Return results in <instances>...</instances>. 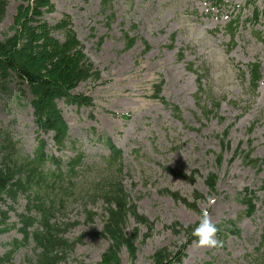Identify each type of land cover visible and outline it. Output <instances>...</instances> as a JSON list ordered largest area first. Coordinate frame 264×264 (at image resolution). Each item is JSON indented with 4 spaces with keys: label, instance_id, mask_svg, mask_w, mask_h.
<instances>
[{
    "label": "rangeland",
    "instance_id": "1",
    "mask_svg": "<svg viewBox=\"0 0 264 264\" xmlns=\"http://www.w3.org/2000/svg\"><path fill=\"white\" fill-rule=\"evenodd\" d=\"M5 1L9 5L0 23V39L21 5L39 8L46 0L33 4L31 0ZM103 1L50 0L53 12L35 16L50 26L70 20L85 53L101 71L100 81L84 83L76 92L93 98V109L78 110L63 103L60 108L70 134L89 156V164L106 152L98 138H110L123 150L126 189L140 214L155 225L147 241L143 243L141 238L133 248L121 251V264H150L154 253L166 247L181 251L187 238L174 232V224L193 226L204 210L216 225L235 222L239 234L225 233L223 240L217 237L222 244L216 247L192 243L176 264H251L260 256L259 262L264 263V165L259 170L247 166L242 155L233 157L239 146L245 151L251 146L253 157L264 162V0H224L220 5L212 0H107L106 13ZM253 3L262 13L259 23L252 20ZM110 14L114 19L109 23ZM233 19H239V27L231 40L226 29ZM123 32L137 39L129 50H125ZM54 37L63 40L59 33ZM100 38H104L101 46ZM145 42L151 47L147 53ZM181 50H185L184 60L178 55ZM253 63L260 64L262 75L255 97L249 90L247 68ZM191 64L199 74L207 72L203 101L197 97V74L190 71ZM160 80L165 81L163 96L171 107L151 97L152 84ZM20 88L25 90L12 82L7 92L0 90V125L9 128L25 152L31 153L37 146L31 97L21 95ZM211 100L219 102L220 109L206 115L203 108H210ZM173 106L179 108V114L173 112ZM228 130L231 151L225 153L219 166V138ZM46 140L50 148L51 141ZM164 167L187 175L197 172V176L194 182L186 181L164 172ZM211 173L219 177L213 194L205 185ZM164 189L179 193L190 203L194 194H200L199 212L160 194ZM246 189L257 193V210L252 217L246 216L240 199ZM79 209L68 213L71 222H83ZM95 212L99 216L92 224L81 223L67 233L70 241L84 237L66 264L101 262L109 241L97 236L104 223L101 204ZM17 221L12 215V223ZM134 228L131 220L128 229ZM141 232L146 234L145 229ZM15 238H20L16 231L0 237V257L5 253L3 244ZM30 256L33 252L23 248L15 255L14 264H27Z\"/></svg>",
    "mask_w": 264,
    "mask_h": 264
},
{
    "label": "trees",
    "instance_id": "2",
    "mask_svg": "<svg viewBox=\"0 0 264 264\" xmlns=\"http://www.w3.org/2000/svg\"><path fill=\"white\" fill-rule=\"evenodd\" d=\"M48 3L46 0L41 5L47 9ZM6 7L7 3L1 1L0 22L5 17ZM33 10L30 6L21 8L10 31L0 40V80L16 79L27 84L39 129L44 133L52 132L55 144L63 147L67 138L66 124L57 102H80L83 99L80 103L90 106V100L76 99L72 92L83 82L99 79L100 74L86 59L81 44L66 24L51 27L42 21L38 23L35 15L41 16L43 12ZM55 31L63 34V42L53 36ZM127 41L128 47H131L133 40ZM120 157L117 151L114 161L106 166V175L96 177L93 181L94 188L83 194L75 192V188L82 181L79 178L80 171L76 170L81 166L80 157L63 165L61 160L49 158L43 153H36L33 157L23 156L9 133L0 129V234L16 227L9 224V211L13 207L5 210L7 202L16 204L21 198L27 200L25 213L19 215L21 227L18 231L23 239L13 240L5 245L10 250L4 257H0V264H13L15 254L30 242L34 243L37 255L28 264H62L77 245V242L64 238L69 228L76 224L59 225L56 222L57 214L65 213L71 202L81 201L87 222H92L95 214L88 207L95 206L100 200L106 204L107 214L101 235L110 241V247L100 264H120L119 251L133 245L138 237L137 234L133 238L126 234L129 217H133L137 224L152 230L149 221L138 215L136 207L130 203L120 179V168L117 167ZM246 160L255 162L250 160V156ZM49 163L55 166L50 168ZM113 165L118 168L117 172ZM171 173L193 181V177L174 171ZM216 183L217 177L211 175L208 179L211 191L216 190ZM165 193L175 200L180 199L178 194ZM244 203L248 206V215H252L254 206L248 192L244 196ZM187 206L194 208V205ZM195 227L182 228L181 231L195 240L196 237L192 235ZM218 229L221 237L222 226H218ZM173 253L168 249L160 250L153 257L152 264H174L180 261Z\"/></svg>",
    "mask_w": 264,
    "mask_h": 264
},
{
    "label": "clouds",
    "instance_id": "3",
    "mask_svg": "<svg viewBox=\"0 0 264 264\" xmlns=\"http://www.w3.org/2000/svg\"><path fill=\"white\" fill-rule=\"evenodd\" d=\"M210 203H214L213 198H209ZM219 229L212 222L210 214L204 210L198 225L192 230V235L197 239L193 241L197 246L216 247L222 244V241L217 239Z\"/></svg>",
    "mask_w": 264,
    "mask_h": 264
}]
</instances>
